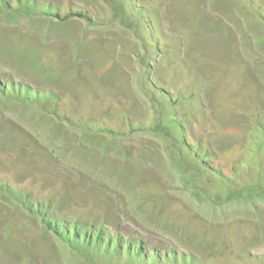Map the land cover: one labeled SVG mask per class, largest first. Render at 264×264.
I'll list each match as a JSON object with an SVG mask.
<instances>
[{
	"label": "rangeland",
	"instance_id": "obj_1",
	"mask_svg": "<svg viewBox=\"0 0 264 264\" xmlns=\"http://www.w3.org/2000/svg\"><path fill=\"white\" fill-rule=\"evenodd\" d=\"M0 264H264V0H0Z\"/></svg>",
	"mask_w": 264,
	"mask_h": 264
},
{
	"label": "crops",
	"instance_id": "obj_2",
	"mask_svg": "<svg viewBox=\"0 0 264 264\" xmlns=\"http://www.w3.org/2000/svg\"><path fill=\"white\" fill-rule=\"evenodd\" d=\"M69 28V27H68ZM249 65V64H248Z\"/></svg>",
	"mask_w": 264,
	"mask_h": 264
}]
</instances>
